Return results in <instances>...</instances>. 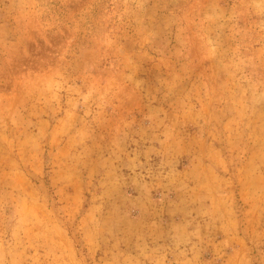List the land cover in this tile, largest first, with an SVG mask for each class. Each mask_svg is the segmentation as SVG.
I'll return each instance as SVG.
<instances>
[{
	"label": "rangeland",
	"instance_id": "rangeland-1",
	"mask_svg": "<svg viewBox=\"0 0 264 264\" xmlns=\"http://www.w3.org/2000/svg\"><path fill=\"white\" fill-rule=\"evenodd\" d=\"M0 264H264V0H0Z\"/></svg>",
	"mask_w": 264,
	"mask_h": 264
}]
</instances>
